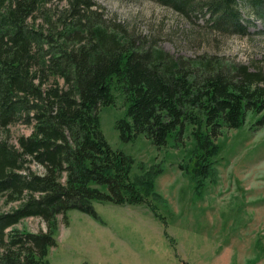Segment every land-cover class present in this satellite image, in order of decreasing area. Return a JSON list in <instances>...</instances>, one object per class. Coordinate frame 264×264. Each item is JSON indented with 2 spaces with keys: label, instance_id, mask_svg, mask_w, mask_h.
Returning <instances> with one entry per match:
<instances>
[{
  "label": "trees",
  "instance_id": "16d2710c",
  "mask_svg": "<svg viewBox=\"0 0 264 264\" xmlns=\"http://www.w3.org/2000/svg\"><path fill=\"white\" fill-rule=\"evenodd\" d=\"M50 1L0 0V129L30 128L16 143L0 137V198L9 205L0 209V264H49L58 216L65 223L70 209L98 219L93 201L146 203L162 169L131 180L133 159L105 140L99 111L115 92L127 107L117 122L125 140L142 134L157 147L179 146L190 133L192 164L179 167L196 186L212 171L224 129L241 127L248 112L264 123V67L175 56L109 23L94 0ZM153 1L208 15L231 33L248 31L242 5L264 19V0ZM27 217L45 229L19 228Z\"/></svg>",
  "mask_w": 264,
  "mask_h": 264
},
{
  "label": "rangeland",
  "instance_id": "374dc122",
  "mask_svg": "<svg viewBox=\"0 0 264 264\" xmlns=\"http://www.w3.org/2000/svg\"><path fill=\"white\" fill-rule=\"evenodd\" d=\"M94 1L109 23L175 56L210 55L264 67V19L252 5L241 6L248 31L239 34L206 22L208 15L186 17L153 0ZM56 4L63 1L46 6ZM126 108L123 94L115 92L114 102L99 111L100 129L112 149L133 159L131 180L152 165L162 169L152 194L144 204L93 201L98 219L78 209L67 211L65 223L59 215L49 264H264V123L257 122L258 115L248 112L241 127L221 132L212 171L198 176L203 183L196 186L179 167L192 164L190 133L179 146L169 140L157 147L142 134L125 140L117 122ZM29 132L28 126L15 123L0 129V137L16 143L18 134ZM8 207L0 198V209ZM17 226L45 229L38 217Z\"/></svg>",
  "mask_w": 264,
  "mask_h": 264
}]
</instances>
